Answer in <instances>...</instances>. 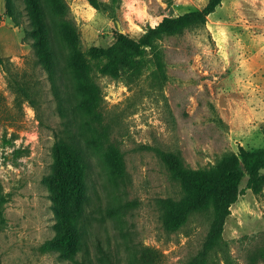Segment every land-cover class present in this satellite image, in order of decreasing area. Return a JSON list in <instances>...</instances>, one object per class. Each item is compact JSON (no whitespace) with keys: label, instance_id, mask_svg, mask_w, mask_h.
Here are the masks:
<instances>
[{"label":"rangeland","instance_id":"374dc122","mask_svg":"<svg viewBox=\"0 0 264 264\" xmlns=\"http://www.w3.org/2000/svg\"><path fill=\"white\" fill-rule=\"evenodd\" d=\"M102 1L97 10L87 0H0V264H75L44 247L57 232L47 175L66 126L89 135L92 230L122 264L127 245L156 249L157 264H188L208 233L211 213L173 231L162 222V199L179 198L182 185L161 150L208 169L241 146L264 147V0H222L205 24L163 37V71L146 47L132 83L106 71L116 34L138 38L209 0ZM248 178L224 225L226 250L209 264H264V190Z\"/></svg>","mask_w":264,"mask_h":264},{"label":"trees","instance_id":"16d2710c","mask_svg":"<svg viewBox=\"0 0 264 264\" xmlns=\"http://www.w3.org/2000/svg\"><path fill=\"white\" fill-rule=\"evenodd\" d=\"M95 9L104 8L102 0H87ZM222 0H209L203 8H196L177 16L166 14L156 26L149 27L138 38L118 32L107 49L106 71L113 77H122L127 83L138 80L144 72L141 53L146 47L155 51L158 69L163 71L165 62L159 41L170 35H178L186 29L203 25ZM114 10V9H112ZM0 63L4 59L0 57ZM23 88V87H22ZM23 90V89H22ZM24 92V90H23ZM78 106L82 99H77ZM86 103V99L83 98ZM88 103V102H87ZM58 134L54 146V169L47 175L53 186L52 197L57 213V232L47 239L48 251L67 254L75 264H122V252L117 246L104 243L101 235L92 230L94 217L89 213V180L93 165L89 155V135L78 133L75 126H66ZM162 161L172 177L182 185L179 198L161 201L162 222L171 231L188 223L194 215L211 213L208 233L202 248L188 264H209L213 252H224L226 242L224 225L231 213V206L240 195L243 177L248 174V187L255 193L264 190V147L225 154L215 166L208 169H192L186 166L180 151L161 150ZM4 195L0 186V220L3 218ZM122 208H116L121 211ZM97 239L92 253L91 236ZM133 254L126 264H157L159 253L147 246L127 245Z\"/></svg>","mask_w":264,"mask_h":264}]
</instances>
